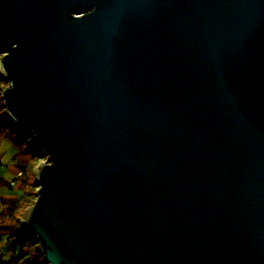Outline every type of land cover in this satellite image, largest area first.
Here are the masks:
<instances>
[{
    "label": "water",
    "instance_id": "obj_1",
    "mask_svg": "<svg viewBox=\"0 0 264 264\" xmlns=\"http://www.w3.org/2000/svg\"><path fill=\"white\" fill-rule=\"evenodd\" d=\"M0 78L47 264H264V0H0Z\"/></svg>",
    "mask_w": 264,
    "mask_h": 264
},
{
    "label": "trees",
    "instance_id": "obj_2",
    "mask_svg": "<svg viewBox=\"0 0 264 264\" xmlns=\"http://www.w3.org/2000/svg\"><path fill=\"white\" fill-rule=\"evenodd\" d=\"M3 83L0 78V91ZM1 113L0 100V138L6 137L19 149L14 156L15 183H9L10 188L16 190V197L4 199L0 211V264H47L37 249L35 238L23 230L20 221L22 213L36 198L34 171L40 163L39 159L44 155L41 150H35L28 144L29 148L24 147L23 143L27 142V139L9 127Z\"/></svg>",
    "mask_w": 264,
    "mask_h": 264
},
{
    "label": "crops",
    "instance_id": "obj_3",
    "mask_svg": "<svg viewBox=\"0 0 264 264\" xmlns=\"http://www.w3.org/2000/svg\"><path fill=\"white\" fill-rule=\"evenodd\" d=\"M16 176V167L14 162L5 163L0 156V211L2 209V201L16 197V192L10 185L15 183L14 177ZM12 185V186H13Z\"/></svg>",
    "mask_w": 264,
    "mask_h": 264
},
{
    "label": "rangeland",
    "instance_id": "obj_4",
    "mask_svg": "<svg viewBox=\"0 0 264 264\" xmlns=\"http://www.w3.org/2000/svg\"><path fill=\"white\" fill-rule=\"evenodd\" d=\"M3 86H7V83L4 81ZM2 89V88H1ZM24 147H31V146H27V142L23 143ZM19 147H17L15 144H13L12 141H10L9 139H7L6 137H1L0 138V156L2 157V161L5 163H10V162H15V158L14 156L16 155V153L18 152ZM40 163L45 162L46 157H41L40 159ZM38 165V166H39ZM16 192V190H14ZM22 217V216H20Z\"/></svg>",
    "mask_w": 264,
    "mask_h": 264
},
{
    "label": "built area",
    "instance_id": "obj_5",
    "mask_svg": "<svg viewBox=\"0 0 264 264\" xmlns=\"http://www.w3.org/2000/svg\"><path fill=\"white\" fill-rule=\"evenodd\" d=\"M19 175H20V172L17 173V176H19ZM12 184H13V183H12Z\"/></svg>",
    "mask_w": 264,
    "mask_h": 264
}]
</instances>
